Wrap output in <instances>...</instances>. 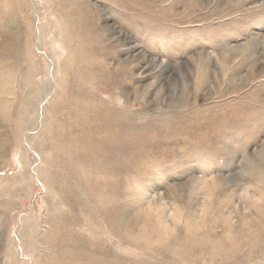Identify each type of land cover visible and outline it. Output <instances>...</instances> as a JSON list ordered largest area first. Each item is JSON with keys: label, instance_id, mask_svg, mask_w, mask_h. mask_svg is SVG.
Masks as SVG:
<instances>
[{"label": "rangeland", "instance_id": "374dc122", "mask_svg": "<svg viewBox=\"0 0 264 264\" xmlns=\"http://www.w3.org/2000/svg\"><path fill=\"white\" fill-rule=\"evenodd\" d=\"M180 1L0 0V264H264V0Z\"/></svg>", "mask_w": 264, "mask_h": 264}, {"label": "bare ground", "instance_id": "6f19581e", "mask_svg": "<svg viewBox=\"0 0 264 264\" xmlns=\"http://www.w3.org/2000/svg\"><path fill=\"white\" fill-rule=\"evenodd\" d=\"M178 1H180V0H178ZM188 1V2H187ZM237 1V0H236ZM248 0H241V1H239V2H235V4H234V7L235 6H238V8H240V6H241V4L242 3H244V2H247ZM180 2H182V1H180ZM175 3H177V1L175 2ZM180 4V3H179ZM193 5V6H192ZM195 5H196V7H197V5H198V0H186V1H184V2H182V4H181V6H183L185 9H182L186 14H187V10L191 13V11H193L194 9H196V7H195ZM173 7H174V4L173 5H171L170 6V8H172L173 9ZM176 7V6H175ZM188 7H191V9H193V10H189L188 9ZM237 8V9H238ZM172 9H170L171 11H172ZM234 9H236V8H234ZM195 15V14H194ZM192 18V17H191ZM197 18H198V20L199 19H202L203 17L202 16H197ZM262 30V29H261ZM244 51H245V49L243 50V52H240V53H237V52H235V54L237 55V56H243V55H245L244 54ZM259 52V51H258ZM196 59H198V58H196ZM219 59H220V61L222 62V63H224V67H223V70H227V72H229L230 71V73L232 72V74H237V75H241V71H240V69H234L233 67H230L231 65H232V57L230 56V57H227V55H220V57H219ZM258 59H259V56H258ZM258 59H254V61H253V63H252V67L250 68V70H249V73L247 74V76H245L244 77V79L242 80V82L243 81H245V82H248V81H250V80H253V78H256V77H258L262 72H263V70H264V65H259L258 64ZM199 63V62H198ZM198 66V65H197ZM234 66V65H233ZM200 67V66H199ZM228 67V68H227ZM206 69V68H205ZM207 72V71H206ZM206 72H202V73H206ZM217 74V76H215V79L217 80V81H221V76L222 75H219L218 76V73H216ZM231 74V75H232ZM205 75V74H204ZM208 77V76H207ZM201 78V77H200ZM203 78V77H202ZM205 79V78H204ZM207 79V78H206ZM205 79V80H206ZM204 80V81H205ZM239 89H241V88H239ZM238 89V90H239ZM196 101V100H195ZM228 107H230V106H228ZM236 107H238V106H236ZM234 109H237V108H234ZM239 110V108L237 109V111ZM200 111H203V110H200ZM227 112V111H226ZM201 113V112H200ZM203 113V112H202ZM233 113H234V111H233ZM228 114H230V112L228 113ZM232 115V114H231ZM204 116V115H203ZM234 116H236V115H234ZM239 116V115H238ZM224 119V118H223ZM232 119H233V117H232ZM238 121H239V119H237ZM203 121V120H202ZM214 127V126H213ZM215 130V129H214ZM87 261H88V259H87ZM95 261V260H94ZM85 262V261H84ZM89 262V261H88ZM100 262V261H99ZM93 263V262H92ZM97 263V262H96ZM91 264V263H90ZM102 264V263H101Z\"/></svg>", "mask_w": 264, "mask_h": 264}]
</instances>
